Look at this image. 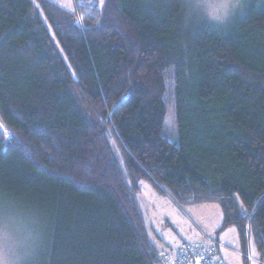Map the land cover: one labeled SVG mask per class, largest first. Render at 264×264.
Segmentation results:
<instances>
[{
    "label": "trees",
    "instance_id": "16d2710c",
    "mask_svg": "<svg viewBox=\"0 0 264 264\" xmlns=\"http://www.w3.org/2000/svg\"><path fill=\"white\" fill-rule=\"evenodd\" d=\"M83 1L0 0L1 205L40 225L42 264H165L145 181L219 205L264 262V0L222 28L186 0Z\"/></svg>",
    "mask_w": 264,
    "mask_h": 264
},
{
    "label": "rangeland",
    "instance_id": "374dc122",
    "mask_svg": "<svg viewBox=\"0 0 264 264\" xmlns=\"http://www.w3.org/2000/svg\"><path fill=\"white\" fill-rule=\"evenodd\" d=\"M36 1V0H35ZM61 8L67 10H74L77 7L78 0H47ZM88 1V0H86ZM86 3L88 6H98L100 8L104 5V0H89ZM263 0H186L188 7L201 21H205L214 28H222L228 25V23L236 16L244 14L250 7L259 5ZM83 3L84 1L81 0ZM170 87L172 85V80ZM173 92H171L167 100L172 102ZM169 104L168 115L166 118V133L172 138H176V124L174 118V112ZM114 146H116L114 144ZM145 181L141 182L142 185ZM148 185H144V197L141 198V204L143 208H149L150 197ZM158 213L155 214L156 223L155 229L165 237L179 238L184 236L181 229L195 230L194 227L187 220L185 215H181L178 206L168 200H161L160 202H154ZM212 207V205H210ZM206 208V206H205ZM189 215L193 213L185 209ZM197 215L190 216L194 219L204 218V223H199L203 229L216 239H220L222 243L221 248V260L226 264H249L244 260V255L240 256L237 252L241 251L240 237L238 230L235 227L229 228L226 231L219 233V229L222 223L220 218L219 228L215 231V222L219 218L217 216L211 217L212 212L202 211L200 208H196ZM148 213V212H146ZM14 213L5 208L0 203V264H42L45 256L44 249V236L40 225H32L28 219L20 217H13ZM221 216V215H220ZM24 223V224H23ZM36 224V223H35ZM205 232V233H206ZM204 231L200 232L202 235ZM204 233V234H205ZM185 237V236H184ZM250 256L253 260L250 264H259V254L253 241H250L249 250L246 258ZM232 257V259H229ZM258 259V260H257Z\"/></svg>",
    "mask_w": 264,
    "mask_h": 264
},
{
    "label": "crops",
    "instance_id": "0c3cea01",
    "mask_svg": "<svg viewBox=\"0 0 264 264\" xmlns=\"http://www.w3.org/2000/svg\"><path fill=\"white\" fill-rule=\"evenodd\" d=\"M148 185L149 187V191H151V193L149 194L148 197H150V203H149V208L148 210L145 208H143L142 204H141V198L144 197V185ZM145 184L142 185V192H141V195L139 196V202H140V206H141V209L143 211V214L145 216V220H146V223L150 229V231L154 234H157L159 235L163 241L165 242V245L166 246H170V247H177L183 240H188V241H197V240H201V235H200V232L201 231H204V233L206 232L203 227H201L200 225H198L199 223L197 222H200V223H204V218L200 219L198 217V219H194L193 217H190V216H194V213L195 215H197V210H195L196 208H200L202 211L206 212V214L208 212H212L211 214V217L213 216H217L218 213H219V218L217 219V221L215 222V226H214V230L216 231L218 228H219V219L220 218H223L224 219V215H223V212L220 208L219 205L217 204H203V205H195V206H190V207H187L188 208V211H190V213L192 212L193 214L192 215H189L188 212L185 210L186 208H181L179 207L175 202H173L172 200L168 199L167 197L165 196H162L161 194H159L157 192V190H155V188L148 182H145ZM161 200H168L174 204H176L178 206V209L181 213V215H185V217L188 218V222L191 223V225L194 227L195 230H189V228H187V230H183L181 229V232L183 233V235L185 236H179V238H169V237H165L163 235H161L159 233V231L157 229H155V223H156V220H155V214H157L159 211L158 209H156L155 207V203L154 202H160ZM210 205H212V207H210ZM206 206V208H205ZM148 212V213H146ZM217 214V215H216ZM221 215V216H220ZM223 219H222V223H223ZM197 220V222L195 221ZM155 222V223H154ZM221 223V225H222ZM221 227V226H220ZM206 234H208L206 232ZM210 235V234H208ZM211 236V235H210ZM220 241V239H218ZM221 242V241H220ZM222 243H221V248H222ZM240 256H242V252L239 251L237 252ZM220 256H221V249H220ZM244 257V256H243ZM229 259H232V257H230ZM248 259V263L250 264V262L253 260V257H250L248 256L247 257ZM258 260V259H257ZM259 264H264L263 261L260 260L259 258Z\"/></svg>",
    "mask_w": 264,
    "mask_h": 264
},
{
    "label": "built area",
    "instance_id": "2783aa9c",
    "mask_svg": "<svg viewBox=\"0 0 264 264\" xmlns=\"http://www.w3.org/2000/svg\"><path fill=\"white\" fill-rule=\"evenodd\" d=\"M221 244L208 234H202L199 241H182L169 252L165 264H226L221 260L219 248Z\"/></svg>",
    "mask_w": 264,
    "mask_h": 264
}]
</instances>
